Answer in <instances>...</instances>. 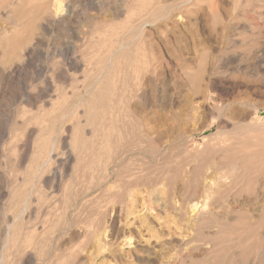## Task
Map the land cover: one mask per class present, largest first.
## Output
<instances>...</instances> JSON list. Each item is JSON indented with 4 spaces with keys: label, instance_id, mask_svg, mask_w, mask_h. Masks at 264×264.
Masks as SVG:
<instances>
[{
    "label": "rangeland",
    "instance_id": "374dc122",
    "mask_svg": "<svg viewBox=\"0 0 264 264\" xmlns=\"http://www.w3.org/2000/svg\"><path fill=\"white\" fill-rule=\"evenodd\" d=\"M55 1L0 0V264H264V0Z\"/></svg>",
    "mask_w": 264,
    "mask_h": 264
},
{
    "label": "bare ground",
    "instance_id": "6f19581e",
    "mask_svg": "<svg viewBox=\"0 0 264 264\" xmlns=\"http://www.w3.org/2000/svg\"><path fill=\"white\" fill-rule=\"evenodd\" d=\"M55 6H56V10H58V9H60V7H61V3L58 1V0H56L55 1ZM70 15V14H69ZM68 15V16H69ZM70 47V46H69ZM76 49V48H75ZM27 50L24 52V54H23V61H26L27 60V57H28V54H27ZM64 55H65V53H64ZM69 56V55H68ZM66 58H67V56H65ZM71 57V56H70ZM73 57V56H72ZM65 58V59H66ZM78 59V58H77ZM71 61V64H73V65H75L76 67H77V65L78 64H80L79 62V60L77 61L76 59H72V60H70ZM82 62V61H81ZM13 65V64H12ZM16 66V65H15ZM15 66H11L10 67V69H9V71H14V70H16L15 69ZM75 69V68H74ZM8 70V69H7ZM18 71V70H17ZM9 74V73H8ZM12 74H13V72H12ZM18 74V73H17ZM13 76V75H12ZM47 81V80H46ZM47 86V85H46ZM49 86V85H48ZM23 88H25V87H23ZM50 88V87H49ZM24 92V91H23ZM26 93V92H25ZM144 93V92H143ZM143 93H142V95H143ZM27 95V94H26ZM26 95H25V97H26ZM28 97V96H27ZM131 116V115H130ZM142 125V124H141ZM143 126V125H142ZM151 134H152V132H151ZM159 137V136H158ZM147 139V138H146ZM151 140V139H150ZM143 141V140H142ZM154 141V140H153ZM128 142V141H127ZM133 143V142H132ZM146 143V142H145ZM152 144H153V142H152ZM132 145V144H131ZM126 146V145H125ZM124 146V147H125ZM129 147V146H128ZM138 148V147H137ZM144 148V147H143ZM149 152V154H151L150 153V151H148ZM151 152H152V150H151ZM150 156V155H149ZM154 157H155V155H154ZM164 159V158H163ZM162 159V160H163ZM160 161V160H159ZM157 165V164H156ZM155 167V166H154ZM158 167V166H157ZM155 169H157V168H155ZM127 185H128V182H127ZM204 187V186H203ZM205 187H207V185H205ZM180 189V188H179ZM201 189H203V188H201ZM181 190V189H180ZM204 193H205V199L206 198H208V192H205V191H203ZM197 193H198V187H194V190H193V192H192V194H193V196L194 195H197ZM211 194V193H210ZM81 196V195H80ZM192 196V197H193ZM175 197H177V195L175 194ZM178 198V197H177ZM204 199V198H203ZM189 200H191V199H189ZM189 202V208H190V211L192 212V213H194L196 210H198V204L197 203H195L194 202V200L193 201H188ZM188 202H186V203H188ZM185 203V204H186ZM188 205V204H187ZM212 213V212H211ZM30 214V213H29ZM215 214V213H214ZM216 216V215H215ZM244 225V224H243ZM226 226V225H225ZM222 227V226H221ZM223 227H224V225H223ZM243 227H246V225L245 226H243ZM225 229V228H224ZM227 229H229V228H227ZM246 229V228H245ZM257 229V228H256ZM230 230V229H229ZM244 230V229H243ZM242 231V230H241ZM251 231V230H250ZM253 231V230H252ZM226 232V231H225ZM244 232V231H243ZM249 232V231H248ZM240 233V232H239ZM260 233H261V235H264V227H263V229L260 231ZM241 234V233H240ZM251 234H252V232H251ZM253 234H254V232H253ZM259 235V234H258ZM250 236V235H249ZM248 236V238H250ZM247 238V237H246ZM243 239V238H242ZM248 240V239H247ZM227 241H228V239H227ZM225 242V241H224ZM256 245V244H255ZM224 247V246H223ZM228 248V247H227ZM225 250V249H224ZM228 250H229V248H228ZM226 252V251H225ZM227 253V252H226ZM226 253H224V254H226ZM222 256V255H221ZM224 257V256H223ZM222 258V257H221ZM228 259H229V257H227ZM220 259V258H219ZM254 262V261H253ZM225 262H223V264H224ZM255 263V262H254ZM228 264H230V262L228 263Z\"/></svg>",
    "mask_w": 264,
    "mask_h": 264
}]
</instances>
